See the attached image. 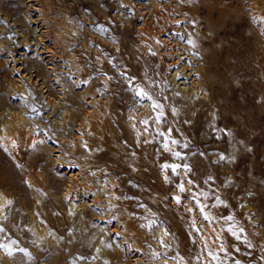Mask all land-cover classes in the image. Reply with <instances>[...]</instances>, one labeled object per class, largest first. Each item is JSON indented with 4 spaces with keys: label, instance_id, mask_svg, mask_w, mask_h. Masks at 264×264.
Here are the masks:
<instances>
[{
    "label": "rangeland",
    "instance_id": "rangeland-1",
    "mask_svg": "<svg viewBox=\"0 0 264 264\" xmlns=\"http://www.w3.org/2000/svg\"><path fill=\"white\" fill-rule=\"evenodd\" d=\"M1 132L0 264H264V0H0Z\"/></svg>",
    "mask_w": 264,
    "mask_h": 264
},
{
    "label": "snow or ice",
    "instance_id": "snow-or-ice-1",
    "mask_svg": "<svg viewBox=\"0 0 264 264\" xmlns=\"http://www.w3.org/2000/svg\"><path fill=\"white\" fill-rule=\"evenodd\" d=\"M136 95L141 96V97H147V93H145L143 90L137 92ZM176 155L179 156L180 154L176 153ZM165 167H167V166H165ZM177 167H180V166H173L172 171L175 172ZM180 190L181 191L184 190L182 186H181ZM176 199H177V202H179V198L177 197ZM201 211H203V210L201 209ZM204 219L207 220L208 218L205 216ZM229 219H231V217H229ZM0 231H2V229H0ZM9 254H11V253H9Z\"/></svg>",
    "mask_w": 264,
    "mask_h": 264
},
{
    "label": "bare ground",
    "instance_id": "bare-ground-1",
    "mask_svg": "<svg viewBox=\"0 0 264 264\" xmlns=\"http://www.w3.org/2000/svg\"><path fill=\"white\" fill-rule=\"evenodd\" d=\"M156 18H157V17H156ZM195 18H197V17H195ZM153 19H154V17H153ZM154 21H155V19H154ZM157 21H158V19H157L155 22L157 23ZM163 21H165V20H163ZM193 21H194V20H193ZM195 21H196V20H195ZM158 23H159V21H158ZM176 23H177V22H176ZM194 23H196V22H194ZM167 25H168V24H167ZM177 25H178V24H177ZM160 26H161V25H160ZM164 26H166L165 23H164ZM164 26H163V28H164ZM178 26H179V25H178ZM158 27H159V24H158ZM166 28H167V27H166ZM160 29H161V28H160ZM160 29H159V30H160ZM195 31H196V30H195ZM158 37H159V36H158ZM173 38H175V37H173ZM173 38H172V39H173ZM176 38H178V37L176 36ZM159 39H160V38H159ZM165 39H166V38H165ZM167 39H169V38H167ZM167 39H166V40H167ZM172 39H171V40H172ZM173 40L175 41V39H173ZM169 41H170V40H169ZM169 41H168V42H169ZM176 41H177V40H176ZM161 42H162V41H161ZM170 42H171V41H170ZM158 43H160V41H159ZM172 44H174V43L172 42ZM176 45H178V44H176ZM178 50H179V49H178ZM179 52H180V51H179ZM177 53H178V52H177ZM178 55H179V54H178ZM175 75H176V73H175ZM173 76H174V75H173ZM174 77H175V76H174ZM11 124H12V123H11ZM3 125H4V124H3ZM12 125H13V124H12ZM7 127H8V124L6 125V128H7ZM1 128H3V127H1ZM13 129H14V128H13ZM15 129H16V128H15ZM6 134H7V133H6ZM0 135H2V132H1ZM7 135H8V134H7ZM3 137H4V136H3ZM3 137H2V138H3ZM5 139H7V138H4L3 140H5ZM7 141H8V140H7ZM0 142H1V141H0ZM2 198H3V197H2ZM0 200H1V199H0Z\"/></svg>",
    "mask_w": 264,
    "mask_h": 264
}]
</instances>
